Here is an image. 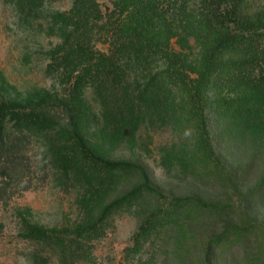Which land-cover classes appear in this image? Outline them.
I'll return each mask as SVG.
<instances>
[{
    "label": "trees",
    "instance_id": "trees-1",
    "mask_svg": "<svg viewBox=\"0 0 264 264\" xmlns=\"http://www.w3.org/2000/svg\"><path fill=\"white\" fill-rule=\"evenodd\" d=\"M8 1L28 23L38 17L43 2ZM250 2L115 0L109 54L94 55L79 42L64 61L51 66L53 71L59 66L74 72L80 69L76 94L66 106L67 122L30 104L0 100V151L11 155L22 140H43L54 179L78 193L83 209L79 222L62 229L22 218L20 237L33 246L35 264L86 261L90 247L105 237L114 217L137 207L145 216L136 242L159 228L179 227L182 236V219L234 215L228 205L160 190L143 166L106 158L88 135L95 127L104 136L111 132V139L132 142L136 129L153 116L165 114L173 125H191L196 133L191 155L187 146L183 147L178 162L209 167L216 177L220 175L233 185L240 171L227 170L215 152L206 111L211 106L208 93L216 90V105L225 118L242 133L264 137V11L252 9ZM63 23L76 27L69 18ZM71 33L68 38L75 34ZM88 83L96 93L101 114L88 111L84 100ZM178 93L181 102L173 98ZM123 176L136 179L134 187L111 199ZM97 194L98 203L89 205L84 199ZM238 218L239 223L221 234L189 235L197 256L179 237L178 259L196 256L200 264H214L218 248L243 247L242 262L230 264H264V223L252 219L247 211Z\"/></svg>",
    "mask_w": 264,
    "mask_h": 264
},
{
    "label": "rangeland",
    "instance_id": "rangeland-1",
    "mask_svg": "<svg viewBox=\"0 0 264 264\" xmlns=\"http://www.w3.org/2000/svg\"><path fill=\"white\" fill-rule=\"evenodd\" d=\"M114 1L43 0L38 17L28 23L13 4L0 0V100L30 104L67 122L66 106L76 94L80 69L74 72L59 66L58 71H53L51 66L64 61L79 42L94 55L109 52ZM250 7L264 11V0H251ZM65 18H69L70 24L74 21L76 27L62 24ZM71 32L75 34L68 38ZM173 48L179 51L176 41ZM85 91L89 113L101 114L90 83ZM208 95L211 106L206 114L213 148L227 170L240 171L233 185L220 175L216 177L209 167L187 160L186 164L178 162L183 147L187 146L191 155L190 146L194 145L196 133L191 125L184 123L180 128L173 125L165 114L153 116L136 129L132 142L111 139V132L104 136L95 127L89 129L88 136L106 158L143 166L160 190L177 197L228 205L234 215L222 219L209 215L182 219L179 221L184 230L182 236L179 227L159 228L136 242L145 213L139 207L123 211L111 221L105 237L92 244L87 260L77 264H200L195 259L198 253L193 251L189 235L221 234L241 221L238 217L242 211L264 223V199L261 198L264 137L242 133L218 110L216 90L211 89ZM173 98L176 102L182 100L179 93ZM46 156L44 141L39 138L22 140L11 155L0 151V264H35L33 246L20 237L22 218L47 228L62 229L74 226L83 216L78 193L54 179ZM135 183L136 179L125 176L117 182L111 199L128 192ZM99 195L84 199L89 205L93 201L95 204L99 202ZM179 237L187 241L188 250L196 254L195 258L178 259ZM216 252L214 264L241 263L246 249L218 248Z\"/></svg>",
    "mask_w": 264,
    "mask_h": 264
}]
</instances>
